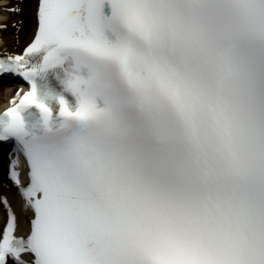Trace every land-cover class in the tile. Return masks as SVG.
<instances>
[{"label":"snow or ice","instance_id":"snow-or-ice-1","mask_svg":"<svg viewBox=\"0 0 264 264\" xmlns=\"http://www.w3.org/2000/svg\"><path fill=\"white\" fill-rule=\"evenodd\" d=\"M37 17L0 58L29 86L0 142L26 158L32 214L18 239L9 211L0 264H264V0H39Z\"/></svg>","mask_w":264,"mask_h":264},{"label":"bare ground","instance_id":"bare-ground-1","mask_svg":"<svg viewBox=\"0 0 264 264\" xmlns=\"http://www.w3.org/2000/svg\"><path fill=\"white\" fill-rule=\"evenodd\" d=\"M8 3H9V0H0V7L1 6L7 7L6 5ZM8 18H10V16L2 12L0 9V24H2ZM6 45L7 44L4 43V38H2V35L0 32V51H3L1 49L2 48L5 49ZM4 101H5L4 98H0V104H3L1 105L2 108L5 107ZM4 193L7 194L6 192ZM1 195H0V202L2 203V205H0V229H1L3 222H5V220L8 218L9 211H11V213L17 218V222H18V228L16 231L17 234H21L23 233V231H27V221H28V218L31 217V214L28 213L27 211L23 213L21 209L22 203L19 197H13L8 194H7L8 196H1Z\"/></svg>","mask_w":264,"mask_h":264},{"label":"rangeland","instance_id":"rangeland-1","mask_svg":"<svg viewBox=\"0 0 264 264\" xmlns=\"http://www.w3.org/2000/svg\"><path fill=\"white\" fill-rule=\"evenodd\" d=\"M31 3H33L31 0H28V1H26L25 3H24V10L27 12L29 9H30V7L32 6V4ZM23 10V11H24ZM25 11L23 12V14L25 15ZM22 17V19H24V17L23 16H21ZM27 21L29 22V20H28V16H27ZM25 22V21H24ZM27 27V24H25L24 25V23L22 24V29L20 30V31H22V32H24ZM24 28V29H23ZM24 35V33H22V36Z\"/></svg>","mask_w":264,"mask_h":264}]
</instances>
